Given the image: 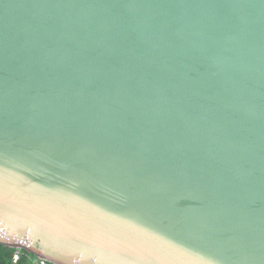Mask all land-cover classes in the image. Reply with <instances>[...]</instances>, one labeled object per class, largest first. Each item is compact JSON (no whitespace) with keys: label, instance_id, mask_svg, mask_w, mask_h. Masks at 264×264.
I'll list each match as a JSON object with an SVG mask.
<instances>
[{"label":"water","instance_id":"obj_1","mask_svg":"<svg viewBox=\"0 0 264 264\" xmlns=\"http://www.w3.org/2000/svg\"><path fill=\"white\" fill-rule=\"evenodd\" d=\"M0 243L264 264V0H0Z\"/></svg>","mask_w":264,"mask_h":264},{"label":"trees","instance_id":"obj_2","mask_svg":"<svg viewBox=\"0 0 264 264\" xmlns=\"http://www.w3.org/2000/svg\"><path fill=\"white\" fill-rule=\"evenodd\" d=\"M17 248L0 243V264H54L50 261L39 258L37 255L27 250L20 249V259L14 262L13 255Z\"/></svg>","mask_w":264,"mask_h":264},{"label":"built area","instance_id":"obj_3","mask_svg":"<svg viewBox=\"0 0 264 264\" xmlns=\"http://www.w3.org/2000/svg\"><path fill=\"white\" fill-rule=\"evenodd\" d=\"M27 247H28V246H24V245L19 246V247H16L17 250H16V252H15L14 255H13L14 262H17V261H19V259H20V254H21L20 249H22V248H27Z\"/></svg>","mask_w":264,"mask_h":264}]
</instances>
